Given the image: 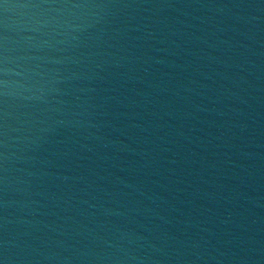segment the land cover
<instances>
[{
    "label": "water",
    "instance_id": "1",
    "mask_svg": "<svg viewBox=\"0 0 264 264\" xmlns=\"http://www.w3.org/2000/svg\"><path fill=\"white\" fill-rule=\"evenodd\" d=\"M0 264H264V0H0Z\"/></svg>",
    "mask_w": 264,
    "mask_h": 264
}]
</instances>
